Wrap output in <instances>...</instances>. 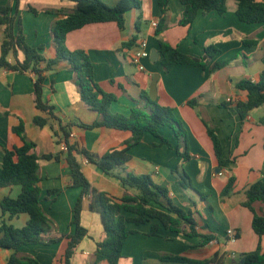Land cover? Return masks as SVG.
Instances as JSON below:
<instances>
[{"label":"crops","instance_id":"0c3cea01","mask_svg":"<svg viewBox=\"0 0 264 264\" xmlns=\"http://www.w3.org/2000/svg\"><path fill=\"white\" fill-rule=\"evenodd\" d=\"M103 1L114 6L121 0ZM139 1L141 8H132L126 13L125 29L121 30L114 22L90 24L69 33L66 45L70 50L83 48L88 51L94 64L96 81L105 91L118 96L111 106L112 113L129 116L136 106L148 109V104L141 100V94L142 91L150 92L152 81L158 74L157 99L160 104L173 107L176 117L187 129L189 151L193 158L186 161L178 155L179 140L174 129L162 126L159 134L169 140L172 148L162 145L159 137L146 133L143 140L129 150L131 159L124 168L115 170L113 175L104 173L83 157H80V162L94 189L116 198L126 193L118 174L133 172L151 175L155 183L169 188L178 206L195 214L198 232L215 237L205 246H197L200 241L198 237L171 233L164 227L159 230L160 237L147 236L155 220L140 226L129 224L128 227L138 230V233L130 235L125 242L119 264H187L163 261L161 256L167 254L183 255L193 260L218 255L223 264H241L243 253L254 251L259 244L264 247V236L260 238L252 228L253 213L243 206L250 185L264 181V106L253 110L242 122L233 107H223L221 104L246 99L247 93L237 89V82L242 79L255 81L264 70V23L242 22L236 15V0H228V10L224 15L216 11L208 14L200 12L191 28L182 27L179 22L184 6L181 0H170L166 29L156 37L155 30L161 17L158 0ZM9 2L11 0H0V5ZM15 6L13 3L12 14H16ZM30 6L41 13L36 15L30 12ZM19 8L18 16L23 20L28 43L33 47L44 45L43 52L53 57L56 50L51 26L59 16L45 10H72L74 4L68 0H21ZM140 16L138 31L136 24ZM135 35L138 36L135 44L125 46ZM159 39L194 57H202L205 47L210 45L221 52L211 60L208 69L177 65L170 73H164L160 58L152 60L153 51H158ZM3 40L4 32L0 30V47ZM140 40L147 41L151 52V58L144 60V70H140L130 59L134 46ZM19 59L23 60L21 53ZM10 61L15 62V58L11 56ZM224 61L229 63L214 72L210 71L213 64ZM34 83L35 76L31 72L0 69V112L10 113L0 119V167L4 159L3 148L22 145L21 138L12 131L20 119L25 123L28 139L36 144L38 156L62 151L63 142L57 143L62 140V133L56 121L51 120V124L58 130V135L49 125L39 128L34 124L36 116L48 117L36 107ZM44 96L56 108L58 117L64 123L78 120L92 124L98 119V113L81 99L75 75L65 61H60L54 70L47 73ZM193 98L198 99L195 108L187 104ZM204 122L218 128L224 158L236 157L231 171L221 172L218 169L213 143ZM70 138L102 156L112 149H122L125 142L130 140L131 132L107 127L86 129L75 124L71 128ZM183 170L190 175L195 188L208 195L207 200L193 189L182 187L179 173ZM231 175L236 177L234 193L222 200L220 193ZM40 176L42 207L56 224L51 236L74 233V207L81 189L71 185V169L66 155L62 153L60 160H40ZM49 190L58 192L49 193ZM21 191L20 185L0 188V224L2 220L16 228L27 224L28 214L9 218L8 214L3 215L1 208L4 197L17 198ZM129 193L133 191L129 190ZM89 205L88 198L84 202L82 224L89 235L76 249V253L81 252L88 257L83 264L93 263L97 242L105 238L101 216L91 211ZM256 208L259 212L264 211L260 203L256 204ZM229 229L236 231L235 241H229ZM67 247L68 240L63 239L52 244L25 245L17 251L0 248V264H7L12 255L32 256L41 264H65Z\"/></svg>","mask_w":264,"mask_h":264},{"label":"trees","instance_id":"16d2710c","mask_svg":"<svg viewBox=\"0 0 264 264\" xmlns=\"http://www.w3.org/2000/svg\"><path fill=\"white\" fill-rule=\"evenodd\" d=\"M74 4L72 10L68 9H47L48 13H54L59 18L52 24L51 33L55 46V55L49 57L43 51L44 45L39 47L31 46L27 41L24 32L23 20L18 16L21 0H11L6 5H0V30L4 32V40L0 47V69L19 73L31 72L35 76L34 95L36 107L47 114L48 117L36 116L34 124L39 128L51 126L54 134L58 135V130L51 124V120L59 124L62 133V140L65 142L66 150L56 154H46L42 157L35 152L36 144L29 140L26 135L25 123L22 119L12 131L21 138L22 145L13 148H3L4 159L0 167V188L20 185L21 194L17 198L9 196L1 200L3 215L9 218L26 213L29 215L27 224L22 228H16L2 220L0 224V248L19 250L21 247L30 244H52L63 239L68 240V247L64 254L65 264H72L76 254V249L89 234L88 229L82 224V213L84 202L90 199L89 209L100 214L104 228L105 238L97 242L95 259L92 264H99L106 261L107 264H119L123 258L122 250L130 235L138 233V230L130 229L129 224L140 226L151 220H155L150 232L146 235L160 237L159 230L164 227L171 233L198 237L200 239L197 246H205L214 240L213 234H203L197 230V219L190 210L178 206L167 186L155 183L149 174H135L124 172L118 174L126 193L121 198L111 197L105 192H98L92 186L91 181L84 173L80 157L88 160L108 175H113L114 171L124 168L131 159L129 150L139 144L146 133L161 139L162 145L172 148L168 139L159 134L162 126H170L174 129L179 140L177 147L178 155L188 161L193 158L189 151L188 132L182 122L176 117L174 108L164 106L159 100H153L148 91H142L141 100L148 104V109L136 106L132 108L129 116L112 113L111 106L117 101L118 96L105 91L96 81L94 75V64L86 49L70 50L66 45L67 36L72 31L81 29L94 23L114 22L123 30L125 29V15L132 8H141L139 0H121L116 5L110 6L103 0H68ZM228 0H181L184 6V13L179 25L191 28L200 12L208 14L216 11L224 15ZM170 0H158L161 17L155 30V36L159 37L166 29V15L169 12ZM236 15L245 23H264V0H236ZM13 3L16 4V14H12ZM29 11L39 15L41 11L30 6ZM138 18L136 27L140 31V20ZM135 35L126 44L131 47L137 40ZM161 71L170 73L177 65H193L200 69H208L211 60L220 54V49L210 45L205 47V54L202 57H194L183 53L177 46H173L162 40H158ZM23 55V60L19 59V54ZM15 58V62L10 61V57ZM65 61L69 64V69L75 75V84L79 89L81 99L93 111L98 113V119L92 124H84L80 121L64 123L57 115L56 108L45 100L44 88L47 73L54 70L55 66ZM229 62L215 63L210 67L214 72ZM236 87L240 91L247 93L246 99L239 101H226L221 104L223 107L234 108L244 122L250 113L264 106V70L261 71L255 81L242 79L237 82ZM187 104L195 108L198 99L193 98ZM9 112H0V119L9 116ZM210 136L214 154L218 162V169L231 171V165L236 162V157L224 158L223 145L218 136V128L212 127L208 122H204ZM80 125L86 129L107 127L121 131L131 132V138L125 142L122 149H112L104 155L99 156L70 138L73 125ZM62 141V142H61ZM64 153L71 169V185L81 189L74 207V219L72 226L74 233L60 234L52 237L56 230L55 222L48 216L42 207V181L40 176V160H60V155ZM180 183L183 188L193 189L202 199L207 200L208 195L197 190L192 178L186 171L179 173ZM236 177L231 175L220 195L222 200L227 199L234 193ZM132 190L133 193H129ZM58 190H49V193H57ZM264 206V181L259 180L246 190V200L243 206L253 213L252 228L254 232L262 238L264 236V211L259 212L256 204ZM242 259L245 264H264V247L259 244L251 252L243 253ZM161 259L167 262H181L187 264H223L221 258L215 255L204 260H193L183 255H162ZM7 264H41L32 256L19 257L12 255Z\"/></svg>","mask_w":264,"mask_h":264},{"label":"built area","instance_id":"2783aa9c","mask_svg":"<svg viewBox=\"0 0 264 264\" xmlns=\"http://www.w3.org/2000/svg\"><path fill=\"white\" fill-rule=\"evenodd\" d=\"M151 58V52L148 47V43L146 40H140L136 43L134 46V49L131 53L130 59L131 61L140 69L144 70V60ZM62 151L66 150V144L65 142L62 143ZM221 174V173H219ZM227 236L229 238V241H235L237 239V233L233 229H229L227 231Z\"/></svg>","mask_w":264,"mask_h":264},{"label":"water","instance_id":"95a60500","mask_svg":"<svg viewBox=\"0 0 264 264\" xmlns=\"http://www.w3.org/2000/svg\"><path fill=\"white\" fill-rule=\"evenodd\" d=\"M160 58V55L158 53V51L154 50L153 53H152V60L156 61ZM158 80H159V75H155L153 81H152V84H151V88H150V97L153 99V100H156L157 99V83H158ZM241 264H245V260L242 259L241 261Z\"/></svg>","mask_w":264,"mask_h":264},{"label":"rangeland","instance_id":"374dc122","mask_svg":"<svg viewBox=\"0 0 264 264\" xmlns=\"http://www.w3.org/2000/svg\"><path fill=\"white\" fill-rule=\"evenodd\" d=\"M88 257L84 256L81 252L76 253L75 259H74V264H83L85 260H87ZM92 264V263H90ZM99 264H107L106 261H102Z\"/></svg>","mask_w":264,"mask_h":264}]
</instances>
